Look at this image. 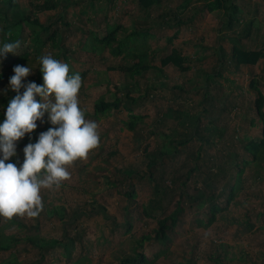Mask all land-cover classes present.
I'll return each instance as SVG.
<instances>
[{
	"label": "rangeland",
	"instance_id": "obj_1",
	"mask_svg": "<svg viewBox=\"0 0 264 264\" xmlns=\"http://www.w3.org/2000/svg\"><path fill=\"white\" fill-rule=\"evenodd\" d=\"M74 1L61 14L64 16L61 21L58 20L61 7L44 8V0H16L19 8L9 11L12 22L25 14L43 25L51 24L58 47L33 38V29L28 25L7 26L8 32L0 36V42L16 41L23 32L18 55L8 54L0 63V74H6L0 80V113L4 114L12 99L8 77L14 75V67L28 65L33 72L24 83L35 82L39 57L51 54L68 63L72 71L86 73L84 87L79 92L80 106L86 114L92 112L98 97H109L107 90L114 93L116 86L134 85L132 96H142L134 113L144 120L134 134L124 126L128 121L127 112L113 110L97 122L100 144L86 159L76 161L69 168L70 180L63 182L59 189L41 192L44 209L38 217H13L24 224L22 228L0 217V237H37L45 242L46 248L44 259L39 261L36 248L25 241L17 243L9 251L0 250V264L8 260L18 264H119L121 258L133 254L135 249L143 252L149 264H212L210 258L220 260L221 264H264V162L258 174L242 165L243 160H250L245 153L246 145L261 135V125L255 116V93L250 85L256 79L264 94V58L255 66H241L237 70L229 62L233 46L264 51V0L236 1L241 25L230 29L221 26L220 22L225 19L223 12L206 14L183 26L170 43L167 39L175 30L159 29L155 23L151 30L153 38L147 44L152 51L150 64L160 68L162 74L151 69L139 80L142 87L148 83H158L161 87L147 90H140L121 70L136 60L121 55L114 57L109 50L93 54L89 43L90 32L102 37L108 25H120L131 31L137 17H142L138 0ZM183 3L184 0H161L160 6L151 10L150 20L154 21L169 9L182 19L187 18L194 7L201 6L194 0L183 10ZM247 24L250 26L245 33ZM122 34L118 31V39ZM62 46L71 51L67 60L61 57ZM175 49L188 57L187 65L191 69L161 66V59ZM24 52L28 54L27 62L15 63ZM222 54H225L224 65L218 59ZM217 69L220 76L216 75ZM205 73L213 77L210 87L206 86ZM176 86L183 90L175 89ZM44 119V123L37 121L38 129L53 127L47 122V116ZM192 127L199 129L204 141L194 137L173 155V144L168 142L184 140L181 135H192ZM174 130L176 135L171 134ZM26 137L27 134L17 142V157L11 160L24 159ZM145 148L171 154L154 171V176L163 186L173 182L172 188L176 186L179 193L192 198H181L184 211L175 229L168 234L166 244L141 241L143 235L153 237V230L157 228L156 219L142 213V206L153 196L154 185L145 165ZM124 169H132L134 174L128 178L122 176L114 186L107 183V180L113 181L115 170ZM231 187L236 188L235 197L226 211L219 213L211 225H206L210 217L207 205L215 202L219 207H226ZM131 191L136 194L134 206H129L130 199L126 196ZM177 200L178 196L173 198L174 202ZM97 206H103L109 218L94 212ZM59 207L66 209V225L51 213ZM173 210L174 205H170L166 215ZM65 235L73 240L69 253L59 244L68 242Z\"/></svg>",
	"mask_w": 264,
	"mask_h": 264
},
{
	"label": "trees",
	"instance_id": "obj_2",
	"mask_svg": "<svg viewBox=\"0 0 264 264\" xmlns=\"http://www.w3.org/2000/svg\"><path fill=\"white\" fill-rule=\"evenodd\" d=\"M44 8H49L52 6L53 8L57 9L58 7H61L62 12L58 16V20H63L64 16H61V14L65 13L66 8H68L70 5L75 4L74 0H44ZM194 0H184V3L182 5V9L185 10L189 6L192 5ZM201 3L200 7H194L193 13L190 17L187 18H181V16L173 11L172 9H169L166 13L160 15L158 18H155L154 21L150 20L151 10L155 8V6H160L161 0H138V8L141 16H138L137 21L135 22L136 26L132 28L131 31H128L126 28L120 25H108L107 26V33L106 35L100 37L97 36L95 33L90 32V45H91V51L93 54L96 52H103L106 50L110 51V54L114 57L118 56H124V58H132L136 61H134L130 66L126 68H121V70L124 72V75L126 78L130 79L132 82H134L137 86H139L140 90L142 89H151V88H157L160 85L158 83H151V85L148 83L144 87L141 86V79L140 77L143 76V74L149 70H153L159 74H162V70L157 67H152L150 64V53L152 51L150 50L148 46L149 39L153 38V35L151 34V30L154 29L155 26L159 29H173L175 30V33L173 36L169 37L167 40L168 42H173L178 36V33L180 29L188 25L192 22H195L198 17H204L206 14H213L216 12H223V17L225 18L223 21H221V26H225L227 28H233L235 26L241 25L242 18L239 15V8L236 3L237 0H196ZM49 7H45L48 6ZM19 8L16 0H0V36L4 34L5 31H7V26L13 25L14 27L20 26V25H28L33 29L32 35L33 38H37L42 42V44L46 45L47 43H50L53 47H58V41H56V34L52 33L51 31V24L43 25L40 23L39 20L33 19L31 20L29 16L23 14L19 20L12 22L13 20L9 17V11L10 10H17ZM156 25L154 26V24ZM141 26H137V25ZM65 26H68V23L64 22ZM250 25H246V29L243 31L247 33L249 30ZM4 27V28H2ZM36 27H39L36 31ZM118 31L123 32V36L121 39H118ZM8 32V31H7ZM23 30H21L22 34ZM18 37V40L22 39V35ZM6 41V40H5ZM9 41V40H8ZM6 41V42H8ZM63 59H68V54H71V51L63 47L61 48ZM231 57L229 58L230 65H232L235 70H237L241 66H255L257 62L260 59L264 58V51L263 50H244L240 47L233 46L231 50ZM28 54L23 53L22 57H20V60L15 63L24 64L27 62ZM218 58L221 63L220 65H224L225 62V54H222ZM56 59V58H55ZM190 62L188 57L183 56L177 49L172 50L171 53L164 58L161 59L160 63L161 66L166 65H172L180 70H187L191 69L187 63ZM187 65V66H185ZM40 67V65H39ZM222 68L221 66L219 69ZM216 75L220 76V72L217 69ZM80 73V72H79ZM215 73V72H214ZM82 76V81L84 80V77L86 76V73H80ZM6 74H0V80H2ZM205 81L206 86L210 87V83L213 81V77L209 73H205ZM12 77V76H10ZM10 77H8L10 79ZM84 82V81H83ZM37 85L43 84V77L42 73L38 69V79L35 81ZM159 85V86H158ZM84 85L82 84L83 89ZM161 87V86H160ZM175 89L182 91V87H174ZM250 88L255 93V116L257 117L260 125H261V135L259 138L251 140L245 147V153H248L250 156V160H243L242 165L245 167H250L253 169V173H259L262 168H260L261 163L264 162V94L260 87L258 86V82L256 79H253L250 85ZM134 89V85H125V86H116V92L111 93L110 90L106 91V94H109V97L107 99L105 95L98 97L96 99V102L93 105V110L91 113H87L86 117L91 118V120H94L96 122L100 121L102 118L107 117L110 115V113L113 110H119L122 109L128 114V121L124 123L125 128L134 134H137V126L138 124L142 123L144 120V117L138 114L134 113V108L137 106V102L142 98V96L134 97L132 96V91ZM23 92V89H21V93ZM16 95L15 92L12 93V98H14ZM39 100V99H38ZM4 114L0 113V120L3 119ZM187 120V118H186ZM185 121V120H184ZM197 122H199V119H197ZM185 125H188L185 124ZM184 126V125H183ZM194 130V133L192 135L183 134L185 139L181 141L171 140L169 141V145H172V148L174 149L173 155H175L178 151V147H182L186 144H188L194 137L196 138L198 136L199 140L204 141V138L202 139L199 134V129L192 127ZM49 129L48 126H45L42 129L36 128V130L31 133V139H29V135L26 137V143H35L36 139L40 135V133L45 132ZM177 130H174L171 134L176 135ZM152 134V133H150ZM167 134H164V136ZM180 135V134H178ZM206 142H209V139L206 138ZM144 159L146 160V168L149 171V177L150 180L153 182V196L150 198L148 203L144 206H142V213L150 219H156L157 228L153 230L154 236L151 237L150 235L146 234L141 237V241H151L156 240L157 242L161 244H166L169 237L168 234L175 229L177 226L180 217L183 214V208L181 204V198L186 196L184 195V192H178L176 186L173 188L171 187L172 183H169L170 185L163 186L161 182L158 181V179L154 176V171H157L158 167L162 164H164L165 157L171 156V154H167V151H148V148L144 149ZM200 155H198V158ZM23 160H10V162L17 163L19 162L22 164ZM238 168L240 165H236ZM243 170V169H238ZM237 170V171H238ZM222 173V169H221ZM117 174V175H116ZM134 174L132 169H124V170H115L114 171V179L107 180V183L114 186L119 180H121V177L124 178L131 177ZM117 176V177H116ZM260 177V175H259ZM261 178V177H260ZM258 179V177H257ZM185 184H182V187ZM180 188L182 191L183 188ZM235 187H231V192L228 195V199L226 201V207H219L218 204L215 202L207 205L209 207V219L206 225H211L213 222L216 221L217 215L219 213H223L226 211V208L229 206V203L233 200L235 197ZM126 196L130 199L129 206H134L135 204V198L136 194L134 191L126 193ZM178 196L179 200L176 202L173 201V198ZM189 199L190 196H186ZM213 196L210 197L212 199ZM166 204V206H165ZM201 206V203H199ZM170 205H174V210L166 215L168 208ZM98 210L95 208L94 212L98 214H102L103 217L109 218V216L106 214V209L103 206H97ZM161 213H160V212ZM65 212L66 209L64 207L56 208L55 210H52V214H56L60 221H63L64 225L65 223ZM163 215V216H162ZM162 216L163 218H160ZM11 222L13 225H16L17 227H24V224L21 223L19 219H11ZM127 226L130 227V225L127 222ZM129 230V228H128ZM65 238L67 239V243H59L63 245L64 251L66 253H69V245L73 244V240L69 239L66 235ZM27 242L31 244L34 248L38 250V254L40 256L39 261H42L46 254V248L44 246V241L41 239H38L37 237H25L24 239H17L14 236H3L0 237V250L1 251H9L15 244L21 243V242ZM141 241H139L140 246ZM212 264H221V261L218 259H212ZM1 264H18L11 261L2 262ZM119 264H149V262L146 260L145 255L143 252H138L136 249L134 250L133 254L126 255L123 258L119 260Z\"/></svg>",
	"mask_w": 264,
	"mask_h": 264
},
{
	"label": "clouds",
	"instance_id": "obj_3",
	"mask_svg": "<svg viewBox=\"0 0 264 264\" xmlns=\"http://www.w3.org/2000/svg\"><path fill=\"white\" fill-rule=\"evenodd\" d=\"M20 47L19 40L0 42V63L8 54L18 55ZM39 63L42 85L24 83L33 72L28 65L14 67L8 89L16 95L0 120V217L9 220L38 217L44 209L41 192L59 189L70 180L69 168L86 159L101 141L99 124L87 119L80 106L81 74L51 54L40 56ZM45 116L53 127L24 147L22 164L10 162L17 157V142L26 134L31 139L37 121L44 123Z\"/></svg>",
	"mask_w": 264,
	"mask_h": 264
}]
</instances>
